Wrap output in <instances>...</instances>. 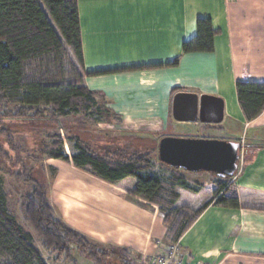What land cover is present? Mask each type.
I'll list each match as a JSON object with an SVG mask.
<instances>
[{"label":"crops","instance_id":"1","mask_svg":"<svg viewBox=\"0 0 264 264\" xmlns=\"http://www.w3.org/2000/svg\"><path fill=\"white\" fill-rule=\"evenodd\" d=\"M77 10L84 72L126 70L84 77L89 90L112 98L115 105L108 107L120 117L118 130L155 142L175 137L242 146L231 179L240 208L206 207L178 241L184 263L264 264V110L247 122L235 91L237 81L264 83V0H78ZM199 18L219 31L214 50L183 54ZM176 58L178 64L168 66ZM177 94L220 100L221 121L215 123L211 112L203 121L175 120ZM125 97L127 107L117 105ZM90 175L86 185L59 194L62 221L104 247L154 256L166 231L162 215L151 211L156 207L112 192L117 184ZM199 185L197 193L178 189L176 206L202 207L214 184Z\"/></svg>","mask_w":264,"mask_h":264},{"label":"trees","instance_id":"2","mask_svg":"<svg viewBox=\"0 0 264 264\" xmlns=\"http://www.w3.org/2000/svg\"><path fill=\"white\" fill-rule=\"evenodd\" d=\"M77 1L0 0V116L36 121L48 117L62 129L77 122L71 129H77L78 134L68 137L72 164L108 183L122 184L130 195L156 207L162 215L164 241L168 244L177 243L209 205L239 209L238 198L229 194L227 186L233 176L204 172L215 179L210 199L197 210L177 207V189L200 191V185L192 186L178 173L188 172L162 163L174 170L164 181L149 173L152 163L150 148L146 147L148 139L136 137L139 145L136 142L122 147L116 137L92 134L101 123L118 126L121 120L107 106L103 94L84 85V77L126 70L84 72ZM218 33L209 19H197L196 34L182 44V53H212ZM178 61L176 58L168 66L174 67ZM235 91L245 120L251 122L264 110V83L237 81ZM55 135L46 157L69 161L62 138ZM14 177L27 188L21 196L23 219L53 259L48 263L42 258L32 235L8 208L0 184V264H76L72 252L92 264H104L107 257L133 264L126 250L94 243L59 219L45 188L31 178L28 170Z\"/></svg>","mask_w":264,"mask_h":264},{"label":"rangeland","instance_id":"3","mask_svg":"<svg viewBox=\"0 0 264 264\" xmlns=\"http://www.w3.org/2000/svg\"><path fill=\"white\" fill-rule=\"evenodd\" d=\"M103 95L106 102H108L107 106L115 105L113 104L114 102L111 97H108V95L106 96L104 93ZM128 101L129 98L125 97L121 100H118L117 105L119 103H123V106L127 107ZM142 102L144 101H138V103ZM47 119L48 117H45V120L38 121L17 118L3 119L2 116H0V150L3 153V155L0 154V184L11 213L16 217V220L20 226L27 233L32 235L35 247L39 249L42 258L49 263L52 261L53 257L41 247L37 236L33 233V231L23 219L22 210L20 207L21 196L27 192V188L23 183L17 181L14 176L15 174L26 172L28 170L31 178L36 180L45 188L48 200L55 212V215L59 219L64 220L66 217V212L63 210L64 199H62V202L60 201V203H58L59 194L64 195L67 188L70 190L77 185L79 186L81 184H85L86 180H90L91 177L89 178V176L91 175L87 172H82L70 167V163L67 161L48 159L46 157V153L51 149L52 144L55 142V137L53 136L57 134L63 140L64 154L70 159V155L72 153V143L68 142V137L72 134H78L76 131L77 129H71V126L76 127L78 125L77 122H75L74 125L72 123L69 128H66L65 124V128L62 129L57 128L58 125L51 123L50 120ZM118 126L111 123H101L98 125V129L93 131L92 134H96L95 136L98 137H116L119 139L118 142L120 145H122V147L124 145L127 146L129 143L135 145L137 140L134 139L136 137H141V135L135 134L134 132H129L127 130H118ZM80 133L84 134L85 132L80 131ZM147 142L148 143L146 147L150 148L149 150L151 155L149 158L152 163V168L149 173L159 176L164 181H167L174 173V170L163 165L158 160V154L154 150L156 146L155 141L149 140ZM137 144L138 142L136 145ZM4 153L6 155H4ZM178 173L183 175L192 186H198L200 183H205L208 185L210 183H214L215 181L211 175L204 172L184 173L178 171ZM227 186L229 194H234L231 180L228 181ZM109 189L112 192L117 193L122 191L126 192V197L131 198L128 195L129 193L123 188L122 184H117L112 187V189L109 187ZM211 193L209 194V199L211 197ZM262 200L264 201V197ZM184 202H186V200H184ZM136 203H138V205L144 204L140 200H137ZM151 211L154 213V216L157 217L159 215L157 208H152ZM72 257L75 259L76 264H92L91 262L85 261L75 252H72ZM128 259H130L133 264H145L138 256L128 254ZM104 264L121 263L115 259L107 257L104 261Z\"/></svg>","mask_w":264,"mask_h":264},{"label":"water","instance_id":"4","mask_svg":"<svg viewBox=\"0 0 264 264\" xmlns=\"http://www.w3.org/2000/svg\"><path fill=\"white\" fill-rule=\"evenodd\" d=\"M219 101L206 96L198 98L191 94H177L172 103L173 118L203 121L211 112L214 122L219 123L223 112L222 102ZM182 114H186V118ZM241 147L238 142L215 139L164 137L158 142L157 154L161 163L173 168L229 177L236 171Z\"/></svg>","mask_w":264,"mask_h":264},{"label":"built area","instance_id":"5","mask_svg":"<svg viewBox=\"0 0 264 264\" xmlns=\"http://www.w3.org/2000/svg\"><path fill=\"white\" fill-rule=\"evenodd\" d=\"M158 249L154 256H142L141 261L145 264H185L177 243L168 244L157 242Z\"/></svg>","mask_w":264,"mask_h":264}]
</instances>
